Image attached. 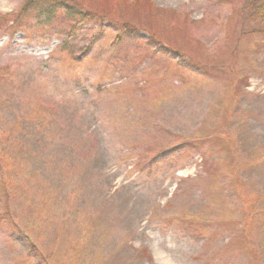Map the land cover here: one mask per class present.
<instances>
[{
    "label": "rangeland",
    "instance_id": "374dc122",
    "mask_svg": "<svg viewBox=\"0 0 264 264\" xmlns=\"http://www.w3.org/2000/svg\"><path fill=\"white\" fill-rule=\"evenodd\" d=\"M72 1L79 28L16 30L0 0V264H264L251 2Z\"/></svg>",
    "mask_w": 264,
    "mask_h": 264
},
{
    "label": "trees",
    "instance_id": "16d2710c",
    "mask_svg": "<svg viewBox=\"0 0 264 264\" xmlns=\"http://www.w3.org/2000/svg\"><path fill=\"white\" fill-rule=\"evenodd\" d=\"M251 2V10L250 15L248 17H251L252 19H258L261 22L264 21V0H247ZM261 2V3H260ZM83 9L81 6H79L77 3L73 2L72 0H24L20 10L18 11L16 17L14 18L12 22L13 29L16 30H23L24 28L21 27V23L24 20L29 19V16L33 15L32 20L37 23L39 26L44 27L47 23H52L55 20L56 16H62L65 20H68L69 23L73 24V26L76 28H79L81 25H83L87 20L90 19V14L82 11ZM66 29V28H65ZM132 30H128L126 32H131ZM65 37H70L69 35H65ZM72 38V37H70ZM119 38V37H118ZM158 43L150 37V40L147 41V46L151 47V45H155ZM79 58L76 57L72 60H78ZM44 110V109H43ZM45 111V110H44ZM37 116V120L33 119L31 123H37L39 122L38 128H36L37 132H42L44 129H42L41 121L45 124L44 118L38 115V113L34 114ZM41 118V119H40ZM3 140L1 141L2 145H10V148L0 149V171L1 168L4 165V161L8 156L11 157L10 152L12 151V145L14 144L13 137H9L8 140L5 141L3 144ZM186 144L182 143L178 146H175L171 148L169 151H164L159 154V156H155L154 160H162L164 158H167L170 153L173 152H179L185 154H190L191 151L195 150L197 147L192 142V148L191 149H185V151H182L183 147H185ZM193 149V150H192ZM6 156V157H5ZM13 158V156H12ZM5 193V190H4ZM1 195H3V192H1ZM3 205V213L5 214V211L7 208L5 207L4 203ZM3 221V216L0 215V223Z\"/></svg>",
    "mask_w": 264,
    "mask_h": 264
}]
</instances>
